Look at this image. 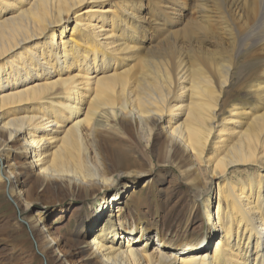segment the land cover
I'll return each instance as SVG.
<instances>
[{
    "label": "bare ground",
    "instance_id": "6f19581e",
    "mask_svg": "<svg viewBox=\"0 0 264 264\" xmlns=\"http://www.w3.org/2000/svg\"><path fill=\"white\" fill-rule=\"evenodd\" d=\"M252 49L264 55V0H0V187L18 204L58 191L98 201L67 237L34 214L49 264H264V60L256 104L232 105L224 123L212 81L230 83ZM101 114L146 122L183 169L205 162L218 197L205 237L193 217L182 227L186 196L166 204L179 189L162 191L160 222L135 201L122 177L139 161L98 143ZM244 167L263 182L238 181Z\"/></svg>",
    "mask_w": 264,
    "mask_h": 264
},
{
    "label": "rangeland",
    "instance_id": "374dc122",
    "mask_svg": "<svg viewBox=\"0 0 264 264\" xmlns=\"http://www.w3.org/2000/svg\"><path fill=\"white\" fill-rule=\"evenodd\" d=\"M96 5H100V3ZM183 11L187 13L189 10L184 9ZM154 43L157 44L153 41L152 44ZM254 50L252 49L251 52L239 56L232 80L226 86L222 87L219 77L212 79L214 86L220 91L217 100L220 104L218 122L224 123L229 116L228 109L234 104H256L254 101L257 98L254 92L250 90V86L255 81L260 80L264 55L259 54L260 51L254 55ZM132 63V60L129 61L130 66H132ZM59 92L60 89L55 91L52 96L56 98ZM119 117L118 115L115 119H106L101 114L98 117V123L95 125V138L102 147L106 148V146L111 145L114 148L113 151H115V148L123 152L132 151V156L139 161L138 165L135 164L130 168L139 171L138 173L122 177V179L125 178L131 183V188L135 189V201L143 205L149 204L152 208L150 218L155 217V220L160 222L165 212V207L160 204L162 199L166 200L162 191H169L171 188L179 189L182 195L180 197L176 194L172 197L169 196L166 204H175V199L180 198L182 200L184 196L188 198L189 203L183 213L185 218H183L182 227L194 221L191 230L192 233H195L196 240L200 241V229L203 228L205 237L210 228V223L207 222L205 215V207L207 206L211 212L217 207L218 197L215 183L217 180L208 178L210 172L205 169V162L200 164L199 168L196 167V170L193 168L189 171L183 169L181 162L172 159L173 156L169 152L168 145L158 146L156 144L155 134L149 130L146 122L139 123L138 120L127 119L121 122ZM211 140H217L216 133L212 135ZM216 144L211 142V146L205 151V157H208L214 151L212 146ZM213 157H216V155ZM4 158L5 153L1 151L0 161L2 162ZM207 161L209 160L207 159ZM244 168L246 172L242 171V173L236 175H241L238 181L250 175L252 179L263 182L261 180L263 177L255 169H251V167ZM234 169L236 168H230V170ZM186 172H188L187 175ZM207 178L210 180L209 186L203 189L202 186L203 184L206 185ZM113 190L111 188V191ZM102 193L101 190L100 194ZM122 193L126 197L131 192ZM210 195L215 196V198L210 200L209 205H206L204 199ZM25 199L27 206L24 203L18 204L7 187H0V264H49V261L42 255L41 249L38 248V242L34 240L29 230V225H32L31 219L34 218L36 212L42 214L47 228L56 230L60 236L67 237L76 228L78 215L91 214L98 207L96 197L83 201L59 191L53 195L46 193L40 196L36 192L32 196H25ZM127 207L130 206L127 205ZM192 217L193 219L190 221ZM220 227L219 225L214 228L213 232L220 234L222 231ZM20 236H22L21 240L18 239ZM15 239L18 243L17 246L14 244ZM87 239L89 240L90 237ZM216 240H218L216 236L212 239L210 237L211 246ZM58 253V251L55 252L56 255Z\"/></svg>",
    "mask_w": 264,
    "mask_h": 264
}]
</instances>
